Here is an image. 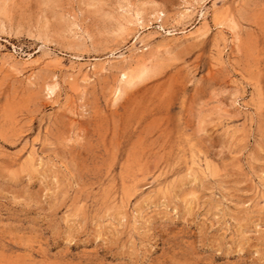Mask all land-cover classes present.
<instances>
[{"label":"rangeland","instance_id":"1","mask_svg":"<svg viewBox=\"0 0 264 264\" xmlns=\"http://www.w3.org/2000/svg\"><path fill=\"white\" fill-rule=\"evenodd\" d=\"M0 264H264V0H0Z\"/></svg>","mask_w":264,"mask_h":264},{"label":"bare ground","instance_id":"2","mask_svg":"<svg viewBox=\"0 0 264 264\" xmlns=\"http://www.w3.org/2000/svg\"><path fill=\"white\" fill-rule=\"evenodd\" d=\"M185 9V8H184ZM190 10V9H189ZM189 10H187V12H189ZM192 10V9H191ZM186 11V10H185ZM187 12L186 13H183L182 12V14H187ZM138 14V13H137ZM158 14V13H157ZM163 15L165 14V13H162ZM181 14V13H180ZM181 14V15H182ZM139 15V14H138ZM160 17V15L158 16V18ZM166 17V16H165ZM137 18V17H136ZM141 19H142V17H141ZM136 20H138V18L136 19ZM141 26V25H140ZM125 76L127 75V73H125L124 74ZM127 77V76H126ZM90 80V79H89ZM123 80V79H122ZM57 85V84H56ZM55 85V87L57 88V86ZM51 86V85H50ZM54 86L53 87H51V88H48V90L47 91H49L48 93L50 94V96L51 95H53L54 93H55V91H56V88H55ZM121 91V90H120ZM118 93H119V91H118Z\"/></svg>","mask_w":264,"mask_h":264}]
</instances>
